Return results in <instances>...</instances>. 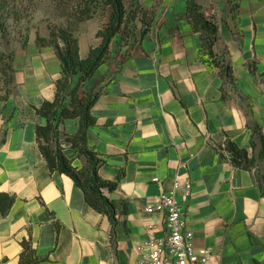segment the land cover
<instances>
[{
  "label": "crops",
  "instance_id": "crops-1",
  "mask_svg": "<svg viewBox=\"0 0 264 264\" xmlns=\"http://www.w3.org/2000/svg\"><path fill=\"white\" fill-rule=\"evenodd\" d=\"M197 1L218 19L214 52L232 65L233 84L189 22L188 0L159 2L145 36L133 18L129 45L118 46L119 35L110 59L84 84V91L99 92L88 144L105 159L101 176L118 180L104 193L128 206L115 230L71 176L51 171L37 141L36 126L47 119L36 107L55 100L64 76L55 49L39 47L35 34L15 52L12 90L0 95V194L15 196L8 214L0 204V264H18L24 241L40 257L35 264H136L150 229L164 235L163 213L147 211L163 189L178 200L194 244L211 250L206 264H264V195L256 170L235 166L225 149L227 142L246 149L264 175V0ZM102 4L105 13L100 7L80 27L82 59L102 42L97 33L112 12ZM78 125L79 119H66L57 136L75 134ZM65 152L83 165L76 148ZM186 182L189 194L179 187Z\"/></svg>",
  "mask_w": 264,
  "mask_h": 264
},
{
  "label": "trees",
  "instance_id": "trees-1",
  "mask_svg": "<svg viewBox=\"0 0 264 264\" xmlns=\"http://www.w3.org/2000/svg\"><path fill=\"white\" fill-rule=\"evenodd\" d=\"M62 16L64 22L61 25H51L48 36L37 34V45L39 47H53L61 62L64 76L57 81L56 98L53 101L45 100L36 107L38 114L47 119L45 125L37 124L36 133L39 147L46 158L51 171H59L71 176L77 185L84 191L86 201L97 211L108 215L113 223L114 230L119 223V214L128 211L126 202L119 203L104 193L105 188L115 189L118 180H108L101 176L99 169L105 163V159L90 147L87 140L89 128L96 123L97 119L92 113L93 106L99 96L98 91L93 89L86 92L83 90L86 81L95 76L97 70L105 64L112 55V43L123 37L120 46H128L130 43L131 30L129 28L136 13L126 4V0H62ZM104 3L112 8L110 20L97 33V38L102 42L91 48L86 59L80 57V46L78 33L81 25L93 19L99 10V5ZM28 7L24 0H0V32L8 30L12 20L19 21L27 17ZM142 16L145 24L142 35L148 34L154 19V12L150 18L147 11ZM187 18L196 33L201 34L204 50L214 58L215 65L219 68L220 75L228 84L234 83L232 65L220 60L214 52L219 22L216 15L206 16L203 6L197 0H188ZM26 46V45H25ZM0 73L9 76L10 85L15 80L14 55L7 56L0 53ZM79 75V81L72 86V79ZM6 85V84H5ZM0 87V95L8 97V92H3ZM70 97L69 104L66 99ZM79 119L78 129L75 134L56 131L66 119ZM254 131L260 132L258 127H252ZM263 142L264 137L259 133ZM70 143V147L78 150V157L83 159L81 167L73 164L65 152L62 141ZM220 149L223 147L220 145ZM225 149L232 153V161L235 166L253 170L255 178L259 183L264 195V175L260 170L258 161L249 157L246 149L238 147L235 143H225ZM15 202V196L6 192L0 194L1 210L4 215L8 214ZM24 250L20 254L18 264H35L40 257L34 256L29 242L24 241Z\"/></svg>",
  "mask_w": 264,
  "mask_h": 264
},
{
  "label": "built area",
  "instance_id": "built-area-1",
  "mask_svg": "<svg viewBox=\"0 0 264 264\" xmlns=\"http://www.w3.org/2000/svg\"><path fill=\"white\" fill-rule=\"evenodd\" d=\"M58 133V130H57ZM65 147L69 142L62 141ZM186 194L191 193L192 184L179 185ZM147 211H160L164 215V235L157 237L150 229L142 244V256L136 264H206L211 250L197 247L191 233L186 229V219L173 192L160 190L158 202L149 205Z\"/></svg>",
  "mask_w": 264,
  "mask_h": 264
},
{
  "label": "rangeland",
  "instance_id": "rangeland-1",
  "mask_svg": "<svg viewBox=\"0 0 264 264\" xmlns=\"http://www.w3.org/2000/svg\"><path fill=\"white\" fill-rule=\"evenodd\" d=\"M26 6L28 7L27 17L23 20L10 22L8 30L4 33L0 32V53L6 54L7 56L15 55L18 49L24 48L28 43L30 38L35 34H49V27L51 25H61L64 22V17L62 16V8L64 6L62 0H24ZM162 0H126V4L129 7L133 6L132 10L136 13V17L142 20L144 11H147L150 18L151 15L156 14V7L160 6ZM137 2V3H136ZM143 2V3H142ZM152 5L151 8H146L145 4ZM103 7L101 3L99 8ZM105 13L106 9L102 8ZM135 18V17H134ZM145 24H142V34ZM131 30V29H130ZM134 33L131 30V34ZM48 36V35H47ZM121 40H117L118 46L122 43ZM116 47V45H114ZM6 84V85H5ZM0 87H4L3 92H10L12 90V85L9 83V76L0 73Z\"/></svg>",
  "mask_w": 264,
  "mask_h": 264
}]
</instances>
